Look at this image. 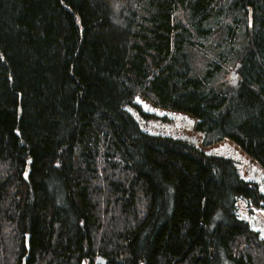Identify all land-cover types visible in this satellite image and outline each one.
<instances>
[{
    "label": "trees",
    "instance_id": "16d2710c",
    "mask_svg": "<svg viewBox=\"0 0 264 264\" xmlns=\"http://www.w3.org/2000/svg\"><path fill=\"white\" fill-rule=\"evenodd\" d=\"M262 189L264 0H0V264H264Z\"/></svg>",
    "mask_w": 264,
    "mask_h": 264
},
{
    "label": "rangeland",
    "instance_id": "374dc122",
    "mask_svg": "<svg viewBox=\"0 0 264 264\" xmlns=\"http://www.w3.org/2000/svg\"><path fill=\"white\" fill-rule=\"evenodd\" d=\"M209 50H211V48H209ZM226 77H227V76H226ZM228 77L233 78V77H231V75L228 76ZM104 260H105L104 257H100V256L97 257V263H98V264H101ZM106 264H107V263H106Z\"/></svg>",
    "mask_w": 264,
    "mask_h": 264
},
{
    "label": "water",
    "instance_id": "95a60500",
    "mask_svg": "<svg viewBox=\"0 0 264 264\" xmlns=\"http://www.w3.org/2000/svg\"><path fill=\"white\" fill-rule=\"evenodd\" d=\"M107 263V260L105 259L101 264H106Z\"/></svg>",
    "mask_w": 264,
    "mask_h": 264
},
{
    "label": "snow or ice",
    "instance_id": "6c2138e0",
    "mask_svg": "<svg viewBox=\"0 0 264 264\" xmlns=\"http://www.w3.org/2000/svg\"><path fill=\"white\" fill-rule=\"evenodd\" d=\"M262 191H264V189H262Z\"/></svg>",
    "mask_w": 264,
    "mask_h": 264
}]
</instances>
